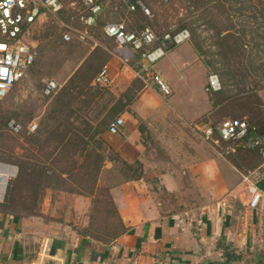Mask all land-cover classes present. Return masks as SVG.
Listing matches in <instances>:
<instances>
[{
  "label": "crops",
  "instance_id": "obj_1",
  "mask_svg": "<svg viewBox=\"0 0 264 264\" xmlns=\"http://www.w3.org/2000/svg\"><path fill=\"white\" fill-rule=\"evenodd\" d=\"M105 2L104 12L108 5L116 11V0ZM116 51L130 76L144 83L118 116L124 127L102 136L124 162L141 164L140 179L109 190L124 233L108 243L79 234L70 217L82 210L88 215L92 197L58 191L70 197L63 224L53 217L46 225L38 216L1 215L0 264H264V164L263 172L243 174L229 155L204 149L192 134L191 125L210 121L218 107L204 92L206 62L189 42L171 49L155 65L172 91L164 98L149 80L136 77L135 53ZM130 87L116 91L117 101L129 97L122 95L126 88L135 91ZM106 101L100 112L112 106ZM251 183L262 193L256 209L248 207Z\"/></svg>",
  "mask_w": 264,
  "mask_h": 264
},
{
  "label": "rangeland",
  "instance_id": "obj_2",
  "mask_svg": "<svg viewBox=\"0 0 264 264\" xmlns=\"http://www.w3.org/2000/svg\"><path fill=\"white\" fill-rule=\"evenodd\" d=\"M62 1L65 10L58 20L52 17L40 18L31 29H26L23 33L22 42L34 48L36 62L0 105V163L16 168L17 173L16 161H28L25 160L26 157H36L39 153L31 147L34 143L25 138L24 134L13 136L6 131L5 123L9 119H15L24 128L35 122L39 126L35 135L39 137L44 122L49 121L50 112L55 105L59 104V107L65 108L69 104L65 121L73 122L79 129L77 133L86 136L84 140L87 145L86 151L81 152L83 148L80 147L71 156L75 166L69 175L63 177L61 186L80 191L93 189L95 195V198L91 199L88 215L84 214L83 210L81 214H73L69 225L79 234L83 233L93 240L108 243L115 236L119 222L106 197V191L122 180V165L106 162L104 169H96L100 137H91L93 130L85 135V127L81 123L84 121L95 127L109 110H99L105 99L109 107L110 104L116 103L120 95L116 91L131 86L136 92L128 94L126 88L122 94L129 95L123 103L130 102L134 95L144 88V83L133 79L121 64L119 56H116L118 53L115 44L102 33L103 25L123 22L129 30L148 26L158 37L164 33H176L180 29L188 30L191 36L189 43L203 57L201 61L206 62L207 69L218 75L222 86L218 96L220 104L214 118L207 122L217 125L224 119L248 121L249 117L244 115H252V108L255 114L259 111L264 121V0H143L150 8V17L147 18L127 13L122 0H116V11L112 10L114 6L108 5L92 30L91 42L81 41L76 37L68 42L62 39L64 29L60 23L81 28L76 20H71V15L83 11L79 0ZM105 67L111 78V86L96 87V91L90 92L94 79ZM73 75L79 87L77 90L82 89V92H74L76 100L72 99L68 103L64 97L65 89L70 86L68 80ZM50 80L54 81L58 88L52 95L45 96L43 89L45 83ZM128 80L131 81L126 84ZM89 82L90 85L87 84ZM193 84L194 88L199 90L198 81L195 80ZM113 115L114 113L110 114L107 122ZM60 121H63V116ZM191 130L204 149L212 151L213 147L217 148L215 144L204 141L192 127ZM158 143V147H162V142ZM231 155L229 158L243 174L254 173L255 170L263 172L261 166L264 164V157L261 155L247 151ZM64 162L66 169L72 166L70 161ZM46 174H51L49 169ZM251 180L256 181L254 178ZM48 190L50 191L41 192L35 215L31 216H38L40 222L46 225L51 224L50 217L57 220L53 223L63 224L62 219L68 210L66 206L70 204V197L64 196L56 189ZM53 202L54 208L51 207ZM1 215L3 213L0 212V218ZM22 216L27 218L30 214ZM28 228L33 229L32 226Z\"/></svg>",
  "mask_w": 264,
  "mask_h": 264
},
{
  "label": "built area",
  "instance_id": "obj_3",
  "mask_svg": "<svg viewBox=\"0 0 264 264\" xmlns=\"http://www.w3.org/2000/svg\"><path fill=\"white\" fill-rule=\"evenodd\" d=\"M79 3L83 11L71 15V20H76L81 28L60 23L64 29L62 39L65 42L70 41L73 37L81 41H93L92 30L96 27L106 8L105 0H79ZM124 4L128 12L140 9L146 17H150V11L144 6L142 0H125ZM64 10L61 0H0V105L15 85L27 75L35 60L34 48L30 44L22 42L25 30L31 29L43 17H52L58 20ZM102 33L105 38L113 41L116 48L128 49L138 55V60L132 67L137 78L149 80L164 98L171 96L170 87L163 81L155 65L171 49L190 41L191 36L188 30L164 33L158 37L150 27L138 31H128L123 22H114L104 24ZM200 58L203 60L201 55ZM92 86L103 88L111 86L107 67L99 72ZM57 88L58 85L54 81H47L43 94L50 96ZM221 91L222 86L218 75L208 68L204 92L213 97ZM123 127L124 120L117 117L109 122L106 132L116 135ZM191 127L204 141L211 142L219 148L217 153L219 157L223 158L234 154L238 149L257 151L264 157V130L257 131L256 128L249 127L245 121L224 119L217 125L201 121L192 124ZM5 128L13 136L30 135L37 130V124L32 122L24 128L15 119H9L5 123ZM5 166L8 165L0 163V203L4 199L8 181L16 173L15 171L14 176H6ZM249 177V175L245 176L244 181L248 182ZM248 191L250 194L248 207L256 209L262 199V193L253 183L250 184Z\"/></svg>",
  "mask_w": 264,
  "mask_h": 264
},
{
  "label": "trees",
  "instance_id": "obj_4",
  "mask_svg": "<svg viewBox=\"0 0 264 264\" xmlns=\"http://www.w3.org/2000/svg\"><path fill=\"white\" fill-rule=\"evenodd\" d=\"M142 2L144 6L148 10H150L146 2H144L143 0ZM127 13L131 15L138 14L141 17L147 18L140 9H136L134 12L127 11ZM145 27H148V26H145ZM145 27L143 26L137 29L141 30ZM127 30L128 31H138V30H129L128 28ZM181 30L183 29H180L177 32ZM34 54H35V60H34L32 67L34 66L36 62L35 51H34ZM74 75L69 78L68 82H70V86L65 89L66 94L64 97H66V99L68 100L67 101L68 103H70L72 99L76 100L77 96L74 95V92L76 91H78V93L82 92L81 91L82 89L77 90L79 87L77 86V83L75 82ZM87 84L90 85V82ZM219 95H220V92L216 93L213 96L214 98L213 108H215L216 106H219L220 104L218 101ZM128 104L129 102H126L124 104L121 101V99L118 100L115 104H113L109 108V110L106 112V114L103 116V118L99 121V123L95 127H92L91 125H89V123H86L84 121L81 123V125L85 127L83 131L85 135L93 130L94 133L91 134V137L99 136L101 138V139L99 138V141H98L99 151H98V159H97L98 163L96 165V169L100 170L106 162H111L114 164L122 165L121 173H122L123 178L118 183L113 184L112 186L126 182V181L138 180L142 177V170H141L140 163L136 162L131 165L127 164L118 156L116 152H114L106 144V142L102 138L103 134L107 131V125L109 124V122L117 118L120 113L124 112V109L127 108ZM68 105L69 104H67L65 108L59 107V104L55 105V108L52 109V111L50 112L49 121L44 122V128L42 132L39 134V137L35 135L39 130L38 125H37V130L33 134L23 135L25 138L31 139L30 141L34 143V144H31L32 145L31 147L36 149L39 153L36 155V157H30V158L26 157L25 160H28V161L19 160L15 162V165L17 167V173L14 178L8 181L6 191H5V197L3 199L2 204L0 205L1 213L5 215L13 216L18 219L23 214H30V216L35 215V212H36L35 209H36V206L38 205L37 203L40 201L41 192L48 190V189H56L57 191H63L69 194H75V195H80V196L90 195V196H93L92 198H95V195H93L94 193L93 189H87L85 191H80V190H74V189H65L61 186V183L64 182L63 177L69 175L71 172V169H74L75 165L71 160V156L80 147L83 148L81 152L86 151L85 147L87 145L86 141L84 140L86 136L79 135L77 133L79 132V129L74 125L73 122L65 121L68 116L67 112L69 111ZM253 109L254 108L251 109L252 115H249V114L244 115V116L249 117L248 121L245 119H239V120L245 121L249 127H254L257 129V131L261 132L264 130V121L263 119H261V114L259 113V111H256L258 113L255 114V111H253ZM112 113H114V115L112 116V119L109 120V122H107L110 117V114ZM62 116H63V121H60ZM241 151L257 153V151H250V150H243V149H238L235 153H238ZM70 152H73V153L70 154ZM56 157L58 160L56 159ZM65 160L70 161L72 165L68 169H66V165L64 162ZM47 169L50 170V173H51L50 175L46 174ZM109 190L106 191V197L109 200L111 206L114 208L110 194H109ZM114 211L116 214L115 208H114ZM116 217H117V214H116ZM124 231H125L124 227L120 223L119 228L116 230L115 236L111 239H114L117 236L123 234Z\"/></svg>",
  "mask_w": 264,
  "mask_h": 264
},
{
  "label": "bare ground",
  "instance_id": "obj_5",
  "mask_svg": "<svg viewBox=\"0 0 264 264\" xmlns=\"http://www.w3.org/2000/svg\"><path fill=\"white\" fill-rule=\"evenodd\" d=\"M5 169L7 170L6 176H11V175L14 176V172H15L14 168L5 166ZM4 182H5V178H4Z\"/></svg>",
  "mask_w": 264,
  "mask_h": 264
},
{
  "label": "water",
  "instance_id": "obj_6",
  "mask_svg": "<svg viewBox=\"0 0 264 264\" xmlns=\"http://www.w3.org/2000/svg\"><path fill=\"white\" fill-rule=\"evenodd\" d=\"M16 171V170H15ZM15 175H16V173H15Z\"/></svg>",
  "mask_w": 264,
  "mask_h": 264
}]
</instances>
